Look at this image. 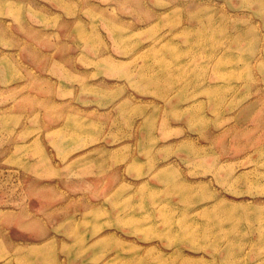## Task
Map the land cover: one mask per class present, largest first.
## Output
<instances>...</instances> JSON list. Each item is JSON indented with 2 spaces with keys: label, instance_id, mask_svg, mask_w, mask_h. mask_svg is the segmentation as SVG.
I'll use <instances>...</instances> for the list:
<instances>
[{
  "label": "rangeland",
  "instance_id": "obj_1",
  "mask_svg": "<svg viewBox=\"0 0 264 264\" xmlns=\"http://www.w3.org/2000/svg\"><path fill=\"white\" fill-rule=\"evenodd\" d=\"M0 264H264V0H0Z\"/></svg>",
  "mask_w": 264,
  "mask_h": 264
},
{
  "label": "bare ground",
  "instance_id": "obj_2",
  "mask_svg": "<svg viewBox=\"0 0 264 264\" xmlns=\"http://www.w3.org/2000/svg\"><path fill=\"white\" fill-rule=\"evenodd\" d=\"M204 32H205L204 30H200V33H201V34H204ZM159 40L161 41V40H162V38H161V39H159ZM157 41H158V40H157ZM160 41H159V42H160ZM159 42H158V43H159ZM156 44H157V43H156ZM152 45H153V44H152ZM150 46H151V45H150Z\"/></svg>",
  "mask_w": 264,
  "mask_h": 264
}]
</instances>
